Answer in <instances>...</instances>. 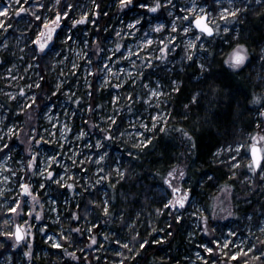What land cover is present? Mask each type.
<instances>
[{
	"label": "clouds",
	"instance_id": "clouds-1",
	"mask_svg": "<svg viewBox=\"0 0 264 264\" xmlns=\"http://www.w3.org/2000/svg\"><path fill=\"white\" fill-rule=\"evenodd\" d=\"M208 252L264 264V0H0V264Z\"/></svg>",
	"mask_w": 264,
	"mask_h": 264
},
{
	"label": "rangeland",
	"instance_id": "rangeland-1",
	"mask_svg": "<svg viewBox=\"0 0 264 264\" xmlns=\"http://www.w3.org/2000/svg\"><path fill=\"white\" fill-rule=\"evenodd\" d=\"M97 228H99V225L97 226ZM202 243L207 245V241H201ZM208 247H212L211 245H207ZM200 247V242L197 243L196 248L199 250ZM215 251V249L213 248V252ZM213 252H208L207 255L205 256V260L207 261V256H211L213 254ZM234 259L235 260H239V255L238 254H234ZM210 262V263H209ZM207 264H212L211 261H207Z\"/></svg>",
	"mask_w": 264,
	"mask_h": 264
},
{
	"label": "trees",
	"instance_id": "trees-1",
	"mask_svg": "<svg viewBox=\"0 0 264 264\" xmlns=\"http://www.w3.org/2000/svg\"><path fill=\"white\" fill-rule=\"evenodd\" d=\"M99 227H102L101 225H99ZM97 229H99V228H97ZM169 231H171V226L169 227V229H168ZM152 243V241H149V244H151ZM145 247L147 248L148 247V244H146L145 245ZM210 263V262H209Z\"/></svg>",
	"mask_w": 264,
	"mask_h": 264
}]
</instances>
